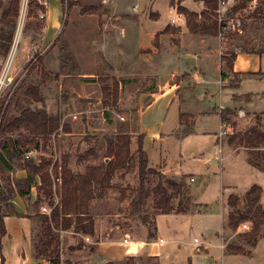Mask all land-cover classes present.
Masks as SVG:
<instances>
[{
    "label": "rangeland",
    "instance_id": "374dc122",
    "mask_svg": "<svg viewBox=\"0 0 264 264\" xmlns=\"http://www.w3.org/2000/svg\"><path fill=\"white\" fill-rule=\"evenodd\" d=\"M0 1L7 8L12 0ZM20 2L18 18L11 17L7 24L8 28L15 30V38L18 45L13 65L7 74V86L0 95V102L5 100V105H7L10 101V113L17 116L24 108L36 105L25 98V92L28 88L36 87L41 90L45 98L44 105L47 111L53 115H62V125L68 126L67 131L62 126L47 144H44L41 138L32 137L35 139V142H41L42 149L40 151L35 150L34 144H27L23 149L35 151L36 154L32 158L51 160L50 172L52 173L53 166L56 165L58 177L61 179V167L64 155L69 154L71 156L70 168L75 171L79 166L84 169L89 164H100L105 160V136L117 134L121 128H127L128 133L131 134L130 146L135 156V163L133 169L125 178L121 177V172H118L113 179L115 188L107 194L109 204L114 206L108 207L110 209L109 212L115 213L121 209L122 215L115 219V225H121L124 219L126 217L129 218L130 215V212L127 210L128 206L124 201L130 203L135 196V193H132L133 191L131 190L140 187L137 149L139 146V136H144L145 134V147L151 152L154 162L160 161L162 158L166 159V161L161 162L159 165L149 168L158 172L160 177L164 176L166 179L172 178L178 182L184 177H188L186 182L191 186L197 203H200L202 206L207 205V209H209L207 213L195 214L193 216L194 219L191 220L185 216L170 214L161 217L157 222L158 235L160 236L170 239L176 233L181 232V236L178 239L182 243L174 246L180 248V258L176 264H264V224L261 228L259 241L263 239L257 248H255L256 250H253L252 257L244 255L222 257V241L218 240L216 235L220 232L221 235L219 237H223V242L227 246L228 243L234 244L239 241L238 234L245 232L244 229H239L242 224L236 231L230 229L228 224L226 229L224 228L225 230L221 232L226 222V218H223L227 212L226 201L231 193L239 194L241 201H244L246 193L252 188L253 184L261 186L263 189L261 204L264 210V173L252 166H250L252 169L248 168L244 155V152L248 151L242 148L237 153L233 152L234 154L230 155L227 151L223 152V147L218 142L220 139L227 145L232 131H229L228 128H222L221 130V123L217 116L208 117L204 115L197 120L195 126L192 125L191 127V125H188L187 128L182 130L183 132L179 131L182 134L186 133L184 138L180 137V134L176 132L166 138L165 132L167 130L165 127L163 128L161 122L164 120L167 124L168 113L162 114L160 110L162 105H157L142 119L141 130L144 134L141 133L139 126L140 110L147 106L152 101V98L142 101L139 94L150 88L155 82L138 80L136 78L124 81L120 80L118 79L119 75H115L113 69L108 68L103 57L100 61L96 56L95 62L100 61V63L90 64V59L87 58L88 45L84 44L88 40L86 38L88 34L80 35L75 32L72 33V19L75 16L93 10L100 11L104 9L103 6L92 8L81 4L78 0H64L63 7L66 15H64L65 28L62 32V40L60 42L53 41L49 45L45 44L40 47L46 28V12H42L41 9L44 8L46 11V5H41L38 1L35 2L34 0L27 2L20 0ZM177 3L178 1L176 0ZM212 14L214 20L219 22V16L215 10L212 11ZM164 16L168 20L174 17V15L167 12L164 13ZM227 16V19L223 17V21L221 22L223 27L227 26L229 22L227 20L230 17L235 18V21L229 24L230 28L226 33L229 43L227 49L224 50V55L231 58L230 55L236 53L238 49L239 51H248L250 47L254 49L257 44L253 45L251 43L250 45L248 40L251 33L256 32L260 28L261 25L259 24H262V22L256 23L253 20L255 15L249 18L245 15L241 17L234 11L228 12ZM236 20H240V24ZM63 42L69 45V51L75 58L77 65L72 61L65 60L61 51ZM74 50L77 54L76 56L80 55L82 57L81 62L84 65L83 69L85 72H95V78H90L95 80V82L82 81L85 78H81L83 71L77 62ZM8 56L9 54L6 57L0 55L1 72L4 71ZM45 74L48 76L46 77ZM117 83L119 85L118 99L114 97L115 85ZM208 86L210 87V91L217 90L218 88L217 83H210ZM204 87L206 86L193 85L190 88L198 100L205 95ZM217 92L215 91L214 93ZM236 92L239 94L253 92L258 93V95L262 94V96L257 98L258 102H261L259 108L246 104H238L236 107H233L237 108V116L230 119L234 126L233 132L247 131L258 120L261 122L264 130V77L244 82L241 84L239 91ZM17 100L19 101L17 102ZM202 104H204V109L208 107L213 109L220 105L223 108H227L230 107V99L226 96L221 98L218 93L211 94ZM36 106L41 107V104H37ZM221 110L220 108L219 111ZM107 113L110 115L107 116ZM193 129L196 133L190 134ZM174 130L173 128V132ZM203 131H206V134H203ZM157 132L161 136H164L163 139H152L151 134ZM97 144L99 146L97 148L99 159L95 161L89 150L93 146H97ZM230 147L231 149L235 148ZM83 156H87V160L78 163L79 157ZM166 162L170 166V169L167 168ZM19 171L20 169L16 167L14 173L10 175V179L17 178ZM178 171H181L184 175H178L176 173ZM190 176L195 177V182L189 181ZM54 177L55 189V186L58 184L60 187L62 182L56 178V175ZM160 177L155 175L145 178L142 188H145V190L143 189L144 193L150 196L148 198L143 196L136 198L137 204L140 205L138 207L139 217L137 216L139 225L137 226H144L146 222L149 227L146 236L150 238L151 236H155V238L158 236H156L157 229L154 226L156 225V218L159 215V211L155 209V200L157 201L159 197L152 192L157 188L160 180H162ZM203 178H205V181ZM167 192L171 198L170 203L177 208L182 197L175 193L173 189L167 188ZM122 202L124 203L122 204ZM117 206L119 207L117 208ZM46 207L51 209L49 206ZM50 211L52 212V209ZM251 227L252 224L249 223V228L251 229ZM71 231L74 232L73 229ZM72 236L70 235V237ZM77 238L81 240L78 247H82L85 242H92V240L90 242L85 239L83 240L81 236ZM195 239L202 240L204 245L201 248L211 247L213 261L204 258L203 254H200L199 258H197L198 254L195 255L196 248L194 247ZM93 241H96V238ZM148 241H151V239H148ZM71 242V240H68V243L64 245L63 257L61 252V264H86L90 259L92 260L90 264H106L102 261L96 262L95 257L89 255L92 253L90 249L89 253L73 256L71 250L66 249L67 244H72ZM134 251L135 246H132V252ZM177 251L175 250L172 255L175 256ZM156 258V260L150 258L143 260L137 256H129L120 260H114L113 262L115 264H160L159 257Z\"/></svg>",
    "mask_w": 264,
    "mask_h": 264
},
{
    "label": "crops",
    "instance_id": "0c3cea01",
    "mask_svg": "<svg viewBox=\"0 0 264 264\" xmlns=\"http://www.w3.org/2000/svg\"><path fill=\"white\" fill-rule=\"evenodd\" d=\"M34 1H38L41 5H46V28L44 30L42 44L40 45L41 47L55 41L64 31V15L66 14L61 0ZM78 1L92 8L102 6L104 8L100 11L93 10L83 14L81 13L72 19V33L75 32L80 35L88 34L86 37L88 40H86V42L84 41V44L88 45L87 58L90 59L89 63H100L103 57L108 68H112L114 74L119 75L118 79L120 80L136 78L138 80H150L155 82L154 85L139 94L140 100L142 101L152 98V101L140 110V130L142 119H144L145 115L157 105H162L160 107L162 114L168 113L167 124L164 120L161 122L163 128L165 127L167 130L165 132L167 135L166 138L172 136L175 132L177 134L179 131L183 132L182 130L187 128L188 125H191V127L192 125L195 126L197 120L204 115L208 117L217 116L221 123L222 130V128L224 129V124H222L219 115V109H223V107H221L222 105L213 109H211V107L204 109V104H202V102H205L209 95L218 93L221 98L226 96L230 99L231 108L234 106L236 107L238 104H233L232 96L234 94H239L236 91H239L241 84L248 80L262 79L264 77V6L256 13L257 15L255 14V18H253L256 23L262 22V24H259L261 26L256 32L251 33L250 39L248 40L250 45L251 43L253 45L257 44L255 46L256 49H252V47H250L248 51H239L238 49L236 51V58L233 62V70L230 71L226 67L225 61L222 59L223 56H225L224 50L227 49L229 43L228 37L191 33L187 27L186 17L178 10L176 0H173V4L171 0ZM182 6L189 12L197 14L199 21L202 20L204 13L208 10L205 0H185ZM165 12L174 15V17L168 20L164 16ZM75 29L76 31H74ZM74 55L83 71L81 78H95V72H85L83 69L84 65L81 62L82 57H80V55L76 56L75 50ZM96 56L100 59L99 62H95ZM223 73L228 74L230 77L234 74H241L240 76L247 75L242 78L239 88L235 90H223V85L229 82V77L226 79L227 81H223ZM210 83H217V90L210 91V87L208 86ZM193 85L206 86L203 88L205 95H203L200 100L191 92L192 90L190 88ZM215 91L218 92L214 93ZM253 94H256L255 99L262 96V94L258 95V93ZM258 101V99L254 101L252 107L259 108L261 102ZM173 128L175 129L174 132ZM228 130H231V133H233L231 128H228ZM141 133L144 134L142 130ZM193 133H196L194 129L190 134ZM202 133L206 134V131ZM179 134L182 138L186 136V133ZM151 137L153 140H160L163 139L164 136H161V134L157 132L152 133ZM145 140L146 135L144 134L143 148L148 156L149 167H154L166 161V159L162 158L160 161L154 162L151 152L145 147ZM218 142L223 147V152L227 151L230 155L234 154L233 152L237 153L239 150H242V148L231 149L229 144L226 145L220 139ZM244 155L247 161V152H244ZM166 166L170 169L168 164ZM247 166L251 168L248 162ZM79 167L76 170L77 172H85L86 168L82 169L80 167L79 169ZM176 173L178 175H184L181 171ZM25 177H27V172L20 170L17 178L21 179ZM191 179H194L195 182L194 176H190L189 181H191ZM203 180L205 181V178H203ZM231 195L240 196L239 194L233 193L228 196L226 201L227 212L226 215L223 216V218H226V222L221 232L226 229L229 223L228 199ZM191 197L193 203L197 205L198 208L196 207L194 212L179 216H185L187 219L191 220L194 219L193 216L195 214L209 212L207 205L202 206L200 203H197V199L192 193V188ZM36 200V188L32 189L29 198L16 195L13 203L21 217L10 216L4 219L6 235L2 241V253L5 258V264H51L47 260L36 259L34 257L33 235L38 224L36 218L38 211L35 208ZM124 202L129 206L128 202ZM124 202H122V204ZM46 206L47 205H42L40 207V212L42 214H47L42 211V208ZM111 206L114 207L109 204L107 195L104 199H96L90 203L91 213L95 222V237L80 235L71 230L61 232L62 257L64 256V245L68 243V240H71L72 244H67L66 249L71 250L73 256L89 253L90 249L92 253L89 255L91 257L94 256L96 262L102 261L108 263L129 256H137L139 259L143 260L146 258L152 259L159 257L160 264H176L178 262L180 258V248L174 246L182 243L180 239H178L181 236V232L176 233L170 239L158 235L157 222L161 217L168 215L157 216L156 225L154 227L157 229L156 236H158L157 238H155V236H151L150 238L146 236L149 230L148 224L137 226L139 225L137 219L138 214L130 213L129 218L126 217L121 225H115V219L121 216L122 213L120 211L121 209L115 213L109 212L110 209H108V207ZM118 207L119 206H117V208ZM70 235H73L74 238L73 236L70 237ZM216 235L218 240L220 239L222 241V257L232 256L225 253L223 237H219L221 233L219 232ZM78 236H81L83 240L85 237H90L92 242H85L82 247H78L81 242V240L77 238ZM95 238L96 241H93ZM125 238L127 239L126 242L124 241ZM148 239H151V241H148ZM159 239L164 241L163 245L157 242ZM132 246H135L134 252H132ZM194 247L196 248L195 255L198 254L197 258H199L200 254H203L204 258L213 261L211 247L207 246V248H201L202 245L197 246L195 241ZM175 250L178 251L175 253V256H173L172 253ZM255 250L256 249H254V251ZM90 263H92L91 259L86 262V264Z\"/></svg>",
    "mask_w": 264,
    "mask_h": 264
},
{
    "label": "trees",
    "instance_id": "16d2710c",
    "mask_svg": "<svg viewBox=\"0 0 264 264\" xmlns=\"http://www.w3.org/2000/svg\"><path fill=\"white\" fill-rule=\"evenodd\" d=\"M171 1L173 4V0ZM177 1L178 10L186 17L187 27L191 33L213 36H218L221 33V26L217 20H214L212 14V11L217 9V0H205L208 12L204 13L200 21L197 14L189 12L182 6L185 0ZM61 2L64 4V0H61ZM20 4V0H12L9 6L5 8L4 3L0 1V55L3 57H6L10 52L15 38V30L8 28L7 24L11 17L18 18ZM41 10L46 12L44 8ZM62 37L61 33L55 41L60 42ZM61 51L65 60L72 61L77 65L66 42H63ZM230 57L223 56L222 59L225 61L228 70L232 71L236 53L231 54ZM240 75L234 74V78L223 85V90L239 88L242 78L247 74L245 76ZM228 77L230 78L228 74H222L223 81ZM82 81L95 82L90 78H85ZM115 87L114 97L118 99V83ZM25 98L36 105L41 104V107L28 106L15 116L10 113V101L7 105H5V100L0 102V264H5L2 253V241L6 235L4 219L10 216L21 217L13 201L16 195L29 198L33 188L37 189L35 208L38 211L36 214L38 224L33 235L34 257L47 260L51 264H61V232L73 229L75 233L95 237V222L90 203L96 199H103L115 188L113 179L118 172H121V177L125 178L133 169L135 156L130 146L131 134L128 133L127 128H121L117 134L105 136V160L100 164L87 166L83 173L71 169V156L69 154L64 155L60 179L62 183L60 187L57 184L54 189V176L56 175V178L59 179L57 166H53L51 173V160L46 158L25 159L24 154L31 150H24L23 148L27 144H34L35 150L40 151L42 149L41 142H35L32 137L41 138L43 143L47 144L51 137L63 126L62 115H53L47 111L44 105L45 98L41 90L36 87H29L25 92ZM255 98L256 94L253 93L234 94L232 102L235 105L246 104L251 106ZM236 109L227 107L219 111L224 128L234 129L230 119L237 116ZM108 115L110 114L107 113ZM63 129L67 131L68 126L64 125ZM143 141L144 136H139L137 160L140 187L131 190L132 193H135L127 208L131 214H139L138 207L140 205L137 204L136 198L139 196L148 198L150 196L145 194V188H142L145 178L155 175L160 177L158 172L148 166V156L144 151ZM228 144L248 151V164L264 173V130L259 120L247 131L231 133ZM97 148H99L98 144L89 150L95 161L99 159ZM86 160L87 156L79 157L78 163ZM16 167L26 171L27 177L11 180L10 175L14 173ZM160 179H164V182L160 180L157 188L152 192L159 197L157 201L155 200V209L159 211V215H184L194 212V208H198L193 203L191 188L186 182L188 177H184L180 182L172 178L166 179L164 176H161ZM167 188L173 189L175 193L182 197L177 208L170 203L171 198L168 196ZM262 195V187L253 185L246 193L244 201H241V198L236 195L229 197V228L236 231L241 224L246 222L251 223L252 227L249 231L238 234L239 241L234 244H227L225 248L227 255L252 256L253 250L261 237V228L264 224V210L261 204ZM42 205H47L52 209L50 215L40 212ZM145 224L147 223L145 222ZM156 259L152 258V260ZM106 264L115 263L108 262Z\"/></svg>",
    "mask_w": 264,
    "mask_h": 264
},
{
    "label": "built area",
    "instance_id": "2783aa9c",
    "mask_svg": "<svg viewBox=\"0 0 264 264\" xmlns=\"http://www.w3.org/2000/svg\"><path fill=\"white\" fill-rule=\"evenodd\" d=\"M26 2L29 0H25ZM264 6V0H217V9L215 10V12L218 14L219 16V25L221 26V33H219V35L221 36H227V30L230 28L229 24L233 23L235 21V18L230 17L227 26L223 27V24L221 23L223 21V17L224 19H227V13L228 12H237L238 15H240L241 17H244V15L246 17H252L253 15H255L259 10H261ZM244 15H243V14ZM45 16V15H44ZM174 22V20H173ZM236 22L238 24H240V20H236ZM18 39V38H17ZM17 45L18 43L16 42V38H14L12 47L10 49V52L8 53L9 56L7 58L6 64H5V68L4 71H0V95L3 91V89L7 86V74L10 70V68L13 65L14 59H15V53H16V49H17ZM234 77L231 76L230 78H228V81L232 80ZM227 81V80H226ZM36 154L35 151H30L24 154L26 159H30L32 158L34 155ZM60 180V179H58ZM61 181V180H60ZM191 181H194V179H191ZM57 203V202H56ZM51 209H49L48 207H43L42 211L45 213H48V215H50V211ZM244 229V231H249V223H243L240 228ZM85 240L90 242L91 239L90 237H85ZM127 241V239L125 238V242ZM157 242H159V244H164V241L162 239H159ZM195 244L197 246H201L204 243L199 240V239H195ZM223 247L224 249L226 248V244L223 242Z\"/></svg>",
    "mask_w": 264,
    "mask_h": 264
},
{
    "label": "bare ground",
    "instance_id": "6f19581e",
    "mask_svg": "<svg viewBox=\"0 0 264 264\" xmlns=\"http://www.w3.org/2000/svg\"><path fill=\"white\" fill-rule=\"evenodd\" d=\"M18 41V40H17Z\"/></svg>",
    "mask_w": 264,
    "mask_h": 264
}]
</instances>
